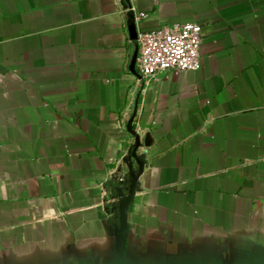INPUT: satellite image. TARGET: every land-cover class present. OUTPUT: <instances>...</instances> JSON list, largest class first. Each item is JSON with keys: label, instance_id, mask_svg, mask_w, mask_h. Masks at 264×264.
I'll return each instance as SVG.
<instances>
[{"label": "crops", "instance_id": "obj_1", "mask_svg": "<svg viewBox=\"0 0 264 264\" xmlns=\"http://www.w3.org/2000/svg\"><path fill=\"white\" fill-rule=\"evenodd\" d=\"M129 3L200 24V68L143 82L122 0H0V264H119L133 114L125 264H264V0Z\"/></svg>", "mask_w": 264, "mask_h": 264}, {"label": "built area", "instance_id": "obj_2", "mask_svg": "<svg viewBox=\"0 0 264 264\" xmlns=\"http://www.w3.org/2000/svg\"><path fill=\"white\" fill-rule=\"evenodd\" d=\"M145 16V13H137L134 19L139 22ZM201 35V25L196 22H172L156 29L137 31L135 70L140 79L157 81L172 70H198Z\"/></svg>", "mask_w": 264, "mask_h": 264}, {"label": "water", "instance_id": "obj_3", "mask_svg": "<svg viewBox=\"0 0 264 264\" xmlns=\"http://www.w3.org/2000/svg\"><path fill=\"white\" fill-rule=\"evenodd\" d=\"M122 1L125 2L126 4L125 8L127 9V13L130 17V25H129L130 36L135 41L137 36V30L134 23L135 21L134 13L131 10V5L129 3V0H122ZM136 55H137V43L135 42V50L130 61V69L133 73H135ZM136 105H137V101H136ZM133 118H134V114L128 120L127 123V128L131 132L134 141L132 148L128 151V153L124 157V161L128 165V173L125 177L121 179L116 176H112L109 179V184L112 187L113 191H115V193L110 197V203L112 204L111 207H109L108 205L104 207L106 213L111 214L110 217H108V220H110L114 215H117L118 218V224L114 234L116 239V256L117 259L119 260V264H125V259L123 254H124L125 239L128 229L127 219H126L127 208L133 199L138 178L144 169V160L136 154V150L141 142L140 141L141 134L133 128L132 125ZM133 159L137 164L136 169L133 167V163H132ZM251 264H261V263L259 261H254Z\"/></svg>", "mask_w": 264, "mask_h": 264}]
</instances>
